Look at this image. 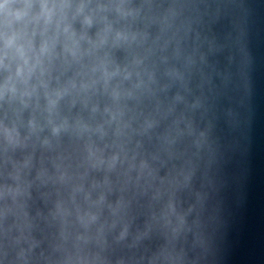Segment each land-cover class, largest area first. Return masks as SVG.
Instances as JSON below:
<instances>
[{
	"label": "clouds",
	"instance_id": "1",
	"mask_svg": "<svg viewBox=\"0 0 264 264\" xmlns=\"http://www.w3.org/2000/svg\"><path fill=\"white\" fill-rule=\"evenodd\" d=\"M109 7L112 6L100 3L93 5L90 0H0V42L3 45L0 48V68L8 73L0 82V101L18 100L26 108L29 100L37 95V88H44L48 123L52 125V133L58 134L65 123L54 124L52 114L69 88L48 91V83L42 79L46 72L45 61L51 63L58 55L78 60L83 55L81 42L85 40L92 49L104 45L111 25H106L98 32V39L93 41L86 31L78 33L73 22L79 19L82 28L87 29L97 19L105 20L106 17L99 16V13ZM114 7L121 12L120 5ZM37 35L40 37L38 48L34 43ZM116 36L117 39L121 38L120 33ZM58 45L62 48L61 53H57ZM118 71L108 72L106 67L103 68L106 79L116 75ZM34 76L37 83H31ZM70 86L76 87L74 82ZM28 127L31 132H35L39 125L33 118L28 121ZM0 135L10 144L19 143V131L15 125L0 124Z\"/></svg>",
	"mask_w": 264,
	"mask_h": 264
}]
</instances>
